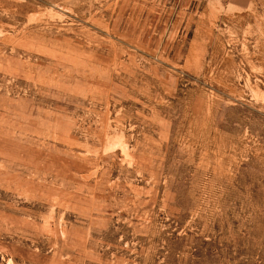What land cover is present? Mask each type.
Wrapping results in <instances>:
<instances>
[{
  "label": "rangeland",
  "instance_id": "1",
  "mask_svg": "<svg viewBox=\"0 0 264 264\" xmlns=\"http://www.w3.org/2000/svg\"><path fill=\"white\" fill-rule=\"evenodd\" d=\"M0 264H264V0H0Z\"/></svg>",
  "mask_w": 264,
  "mask_h": 264
}]
</instances>
